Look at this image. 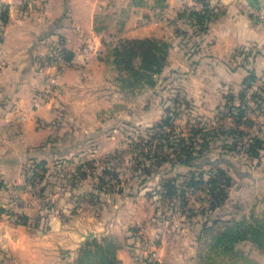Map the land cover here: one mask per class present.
I'll return each instance as SVG.
<instances>
[{
  "label": "rangeland",
  "instance_id": "rangeland-1",
  "mask_svg": "<svg viewBox=\"0 0 264 264\" xmlns=\"http://www.w3.org/2000/svg\"><path fill=\"white\" fill-rule=\"evenodd\" d=\"M211 1L194 0L200 8L203 2L212 8ZM97 14L105 41L93 58L101 66H91L85 81L62 89L65 64L48 66L47 55L38 63L45 81L56 72L57 84L40 103L52 102L39 122L46 135L26 165L25 183L43 228L55 214L75 233L61 239L77 244L59 246L54 257L45 252V259L100 264L101 251L116 246L141 264H264V239L236 242L226 254L215 246L216 236L236 224L264 230V46L240 45L228 59L204 58L185 22L174 27L184 55L169 49L155 83L137 82L112 62L113 46L130 37L111 8ZM182 147L201 154L193 165L181 162ZM216 164L231 177L229 187L218 178L226 193L220 203L218 186L210 185ZM0 207V221L13 218L9 205Z\"/></svg>",
  "mask_w": 264,
  "mask_h": 264
},
{
  "label": "crops",
  "instance_id": "crops-1",
  "mask_svg": "<svg viewBox=\"0 0 264 264\" xmlns=\"http://www.w3.org/2000/svg\"><path fill=\"white\" fill-rule=\"evenodd\" d=\"M211 2H216L210 7L219 12L208 22L207 30L190 32L201 41L199 56L228 59L235 46L257 42L264 46V0ZM162 3L163 6L155 0L140 4L130 0H0V7H7L0 40V180L4 182L0 185V204L9 205L14 210L12 215H20L24 221H0V264H55L48 262L49 257L45 259V252L51 251L54 257L59 246L77 247L68 244V238L61 239L62 234L74 238L75 233L65 230L66 224L55 214H50L48 230L43 228V213L34 210L37 198L25 183L26 165L33 160L46 135L39 122L44 121L52 104H34L36 92L45 84L44 70L39 69L38 63L48 54L50 42L58 38L72 53L58 79L62 89L85 81L91 66L100 65L93 58L105 41L98 8H111L112 19L126 36L173 41L170 51L177 54L181 50L184 55L179 46L183 40L174 27L187 24L175 14L185 7L200 9V5L194 0ZM254 11L257 18L251 13ZM115 256L118 264H141L127 249L118 248Z\"/></svg>",
  "mask_w": 264,
  "mask_h": 264
},
{
  "label": "trees",
  "instance_id": "trees-1",
  "mask_svg": "<svg viewBox=\"0 0 264 264\" xmlns=\"http://www.w3.org/2000/svg\"><path fill=\"white\" fill-rule=\"evenodd\" d=\"M135 4H140L142 2H146V0H130ZM157 4L163 6V0H155ZM202 7L200 9L190 8L184 12H178V18H183L184 21L188 22L189 25L193 28V32H205L207 30V24L210 22L217 14L218 10H214L213 8L207 7V3H201ZM2 20L6 22L7 20V7L1 6ZM101 28V27H100ZM179 32V31H178ZM182 34L183 30L180 31ZM194 32V33H195ZM170 48V44L163 38H155V37H130L124 38L118 41V44L113 46L112 54L113 59L112 62L118 66L121 70H127L129 73V77L137 82H147L150 84L155 83V75L159 74L163 71L164 66L167 62L168 50ZM47 58L52 61V64L55 62L59 64H67L72 59V53L66 50L61 41L57 38L52 42L50 46V50L47 54ZM57 64V65H59ZM251 74L244 78L245 82H251ZM248 83V84H249ZM248 86V85H246ZM256 142H260L261 140L257 139ZM253 147L257 148V143L253 145ZM254 149V150H255ZM257 154L258 151H252ZM183 153L181 162L188 165H193L194 158H198L201 154L192 155V152L182 147ZM34 160H32L33 162ZM222 181L224 186L229 187L231 185V177L226 170L219 167L216 164V173L210 178V185L215 188L218 186L219 179ZM4 184L3 181L0 180V185ZM224 186H218V193L216 196L218 197V203L223 201L226 197V193L224 192ZM216 203V205H218ZM2 207H0V212L4 211ZM14 214L13 212H11ZM16 218L18 222H24L21 219L20 215L16 214ZM248 239L254 243H262V239H264V230L262 228L257 227L256 225H247L245 227H239V224H236L231 229L223 230L216 236V251L219 253L226 254L228 252H235L234 244L236 242ZM116 246L113 248H106L101 251L100 256V264H118L119 260L115 256ZM89 253V252H88Z\"/></svg>",
  "mask_w": 264,
  "mask_h": 264
},
{
  "label": "built area",
  "instance_id": "built-area-1",
  "mask_svg": "<svg viewBox=\"0 0 264 264\" xmlns=\"http://www.w3.org/2000/svg\"><path fill=\"white\" fill-rule=\"evenodd\" d=\"M248 9H249V11H253V10H251L250 7H248ZM3 30H4V21L2 20V13L0 11V40H1L2 35H3ZM50 64H52V63H50ZM48 66H54V64L48 65ZM0 67H1V64H0ZM56 71H58V70L56 69ZM56 78H57L56 72L47 76L46 81H45V86L43 87V89H41V93L39 94V97L37 98L36 102H34L35 105L40 104L42 100L48 98L51 95V93L53 92V90L55 88V85L57 84ZM3 215L4 214L2 212H0V220L3 218ZM11 217H13L12 219L17 220L16 216L14 217V215H13Z\"/></svg>",
  "mask_w": 264,
  "mask_h": 264
},
{
  "label": "water",
  "instance_id": "water-1",
  "mask_svg": "<svg viewBox=\"0 0 264 264\" xmlns=\"http://www.w3.org/2000/svg\"><path fill=\"white\" fill-rule=\"evenodd\" d=\"M89 235H87L86 237H88Z\"/></svg>",
  "mask_w": 264,
  "mask_h": 264
}]
</instances>
